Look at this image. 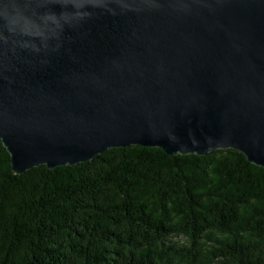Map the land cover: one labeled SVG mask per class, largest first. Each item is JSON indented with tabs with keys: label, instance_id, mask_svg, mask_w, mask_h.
<instances>
[{
	"label": "water",
	"instance_id": "water-1",
	"mask_svg": "<svg viewBox=\"0 0 264 264\" xmlns=\"http://www.w3.org/2000/svg\"><path fill=\"white\" fill-rule=\"evenodd\" d=\"M17 175L141 146L264 168V0H0Z\"/></svg>",
	"mask_w": 264,
	"mask_h": 264
},
{
	"label": "trees",
	"instance_id": "trees-1",
	"mask_svg": "<svg viewBox=\"0 0 264 264\" xmlns=\"http://www.w3.org/2000/svg\"><path fill=\"white\" fill-rule=\"evenodd\" d=\"M0 264H264V168L130 146L17 175L0 141Z\"/></svg>",
	"mask_w": 264,
	"mask_h": 264
}]
</instances>
